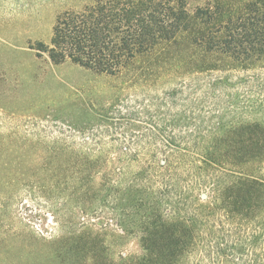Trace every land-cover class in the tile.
<instances>
[{
  "label": "trees",
  "instance_id": "trees-1",
  "mask_svg": "<svg viewBox=\"0 0 264 264\" xmlns=\"http://www.w3.org/2000/svg\"><path fill=\"white\" fill-rule=\"evenodd\" d=\"M188 1L94 0L61 13L50 46L39 53L110 77L147 71L145 90L134 88L101 108L97 127L70 129L79 141H43L46 133L34 121L4 127L1 116L0 136L37 137L17 142L12 152L19 153L17 165L30 160V196L52 219L62 220L67 205L86 215L113 210L110 224L135 243L132 264H163L149 254L162 237L174 253L165 264H264V0L232 12H194L216 28L202 34L197 55L220 56L228 67L212 69L204 59L134 67L186 32ZM164 68L186 78L162 88L153 70ZM8 144L0 150L9 151Z\"/></svg>",
  "mask_w": 264,
  "mask_h": 264
},
{
  "label": "rangeland",
  "instance_id": "rangeland-1",
  "mask_svg": "<svg viewBox=\"0 0 264 264\" xmlns=\"http://www.w3.org/2000/svg\"><path fill=\"white\" fill-rule=\"evenodd\" d=\"M247 1H188L186 10L191 19L186 32H180L173 44L159 46L153 54L137 61L134 67L161 62L190 66L201 59L212 69L228 67L230 62L220 56L205 59L197 55L202 34L207 30L216 31V28L204 25L201 18H193L194 12L209 8L215 12V7L232 12ZM93 2L0 0V116L5 117L1 125H31L34 121V127L38 126L46 133L43 141L62 138L79 141L77 137H70V129L85 124L97 127L101 108H107L119 96L133 93L134 88L145 90L143 82L149 78L147 71L140 74L141 70L131 69L110 77L69 60L53 64L46 53L37 51L40 47L50 46L53 26L61 13L81 11ZM223 33L216 35L222 37ZM168 69L158 73L153 70L161 77L160 87H171L176 79L186 78L187 74L182 70L174 68L177 72L172 69V73ZM59 131L67 137L59 136ZM24 136H0V147L10 144L9 151L0 150V264H132L129 255L135 250V243L119 227L110 224V220L115 222L116 219L113 210L97 207L86 215L67 205L64 217L57 220L52 219L51 211L42 200L31 198L33 170L29 168L30 160L23 159L22 166L17 165L19 153L12 152L16 151L17 142L37 139L32 135ZM23 184L27 187L19 192ZM48 191L55 192L54 189ZM87 206H91L90 199H86ZM167 243L168 239L162 237L150 256L165 264V259L174 255Z\"/></svg>",
  "mask_w": 264,
  "mask_h": 264
}]
</instances>
